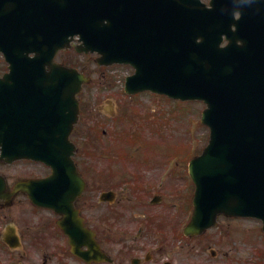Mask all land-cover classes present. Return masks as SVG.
Instances as JSON below:
<instances>
[{"label":"water","instance_id":"1","mask_svg":"<svg viewBox=\"0 0 264 264\" xmlns=\"http://www.w3.org/2000/svg\"><path fill=\"white\" fill-rule=\"evenodd\" d=\"M215 4L219 5L209 8L195 0H0V50L10 63V71L0 76L4 152L16 158L30 149L16 134L20 108L45 120L52 108H58L57 102L38 93H67L60 107L67 120L71 117V126L77 121L76 93L90 77L55 62L54 56L70 44V35L79 33L84 38L79 51H98L102 64L137 67L127 78L128 92L151 89L207 104L202 122L211 128L210 139L190 163L195 212L186 232L203 233L216 224L219 214L256 216L264 222V9L257 0ZM236 11L241 12L239 18ZM224 35L229 39L225 45ZM20 84L23 90L17 89ZM45 84L50 90L40 87ZM70 131L64 132L68 147ZM39 132L34 154L59 165L54 138L45 129ZM55 140L59 142V136ZM71 155L69 150L64 155L73 181L64 199L46 201L63 204L68 232L85 233L74 206L84 185L79 184L82 178Z\"/></svg>","mask_w":264,"mask_h":264},{"label":"flooded vegetation","instance_id":"2","mask_svg":"<svg viewBox=\"0 0 264 264\" xmlns=\"http://www.w3.org/2000/svg\"><path fill=\"white\" fill-rule=\"evenodd\" d=\"M202 1L210 5L212 0ZM259 6L264 8V0ZM77 43L75 37L73 44ZM70 51L76 52L75 47L59 50L56 60L73 65L60 58ZM6 71L1 69L0 74ZM85 93L86 86L77 94L81 111L70 138L77 146L74 158L79 173L86 180L76 206L94 235L72 238L59 224L63 216L37 202L42 195L34 180L53 176L51 164L29 156L8 162L0 149V264H182L184 252H190L195 262V239L200 236L185 235L195 208V184L189 172L195 153H184L176 165L168 166L163 147L159 151L147 147L148 139L163 145L166 138L154 105L152 112L145 113V105L136 116V123L142 124L145 113V122L156 125L152 132H134L126 146L118 141L120 133L104 129L93 149L84 118ZM36 128L40 129L39 123L35 127L30 120H19L17 136L34 135ZM65 182V173L54 175L48 193L60 194L55 186ZM18 184L24 187L9 195ZM84 239L90 244L82 243ZM213 250L211 254L217 255Z\"/></svg>","mask_w":264,"mask_h":264},{"label":"rangeland","instance_id":"3","mask_svg":"<svg viewBox=\"0 0 264 264\" xmlns=\"http://www.w3.org/2000/svg\"><path fill=\"white\" fill-rule=\"evenodd\" d=\"M60 58L79 66L92 76V80L86 86L84 118L88 123L87 137L92 141L90 146L93 149L96 147L97 136L93 128L120 133V136L117 135L120 138L118 141L126 146L131 143L132 132H152L156 125L145 122L148 120L143 118L145 113L151 112L152 105L155 106L157 116L162 120V124L158 123V125L162 126L161 130L166 138L163 145L159 141L154 144L148 139L147 147L156 148L157 151L163 147L169 155L168 166L172 164L174 155L182 156V151L198 154L208 143L209 128L201 122V113L206 106L202 101H181L160 94H152L155 97L153 99L149 93L132 100L124 90L125 77L130 72L128 67L99 66L93 54L80 56L73 51L62 53ZM5 65L6 61L0 54V70L4 69ZM111 105L114 116L108 113ZM145 105L147 110L141 114L142 124L139 122L137 124L138 111ZM179 160L180 157L174 158V165ZM93 162L95 163V158ZM213 248L218 251L215 256L211 254ZM262 248H264V231L261 220L253 217L223 219L218 228H213L195 239V262L190 252L188 254L184 252V259L181 262L182 264H264L262 261L264 258L260 260L257 256Z\"/></svg>","mask_w":264,"mask_h":264},{"label":"trees","instance_id":"4","mask_svg":"<svg viewBox=\"0 0 264 264\" xmlns=\"http://www.w3.org/2000/svg\"><path fill=\"white\" fill-rule=\"evenodd\" d=\"M262 258H264V249H261V251H259L258 253Z\"/></svg>","mask_w":264,"mask_h":264}]
</instances>
